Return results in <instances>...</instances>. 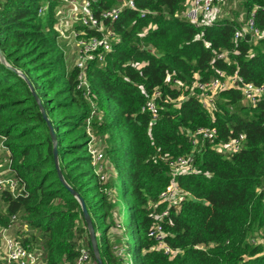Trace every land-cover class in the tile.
I'll return each mask as SVG.
<instances>
[{
	"label": "trees",
	"instance_id": "1",
	"mask_svg": "<svg viewBox=\"0 0 264 264\" xmlns=\"http://www.w3.org/2000/svg\"><path fill=\"white\" fill-rule=\"evenodd\" d=\"M123 1L91 0V6L103 18ZM134 1L119 19L104 20L118 40L102 60L87 63L90 99L78 88L79 69L67 66V41L55 28L61 0H0L5 58L0 60V132L27 188L19 197L2 193L6 211L0 212V227L16 214L18 238L36 246L44 264H78L82 247L90 251L84 264H99L81 203L59 177L44 110L56 134L58 165L86 202L104 264H124L115 253L117 243L124 258L132 259L126 236L114 242L109 236L117 227L113 211L121 177L138 239L133 264H264V95L252 104L234 86L218 90L205 104L195 86L221 72L264 86V9L255 15L261 37L252 40L247 32L235 37L243 28L240 12L248 18L264 0H241L236 16L206 26L180 14L188 0ZM75 27L85 33L80 38L99 35ZM156 91L159 116L154 118L143 108ZM91 100L97 103L94 114ZM200 128L215 129V137L198 136L193 145L192 134ZM90 133L100 140L115 176L102 180L96 174ZM242 133L246 139L239 150L220 149ZM181 156L193 157L194 169L175 176L176 201H160L174 177L169 161ZM161 216L173 255L149 235ZM100 223L107 227L98 235Z\"/></svg>",
	"mask_w": 264,
	"mask_h": 264
},
{
	"label": "built area",
	"instance_id": "2",
	"mask_svg": "<svg viewBox=\"0 0 264 264\" xmlns=\"http://www.w3.org/2000/svg\"><path fill=\"white\" fill-rule=\"evenodd\" d=\"M229 4L230 0H188L185 3V8L181 15L196 26L211 25L224 17L223 9L227 6L230 7L231 4L230 6ZM135 5L134 0H124L122 4L104 11L102 13L103 18H99L92 10L91 0H61V4L58 7L59 17L55 28L59 31L61 36L70 39L73 38L77 44L75 67L79 69L78 88H83L85 90L86 97L91 99L90 84L86 72L87 63L94 59L102 60L104 58V53L106 51H111L114 41L118 40V36L114 29L107 26L104 20L107 18L112 20L119 19L125 7L134 8ZM260 8L264 9V4L255 6L248 18H239L243 21V28L236 31V38L242 37L244 32L249 33L252 40H256L262 36V31L255 21L256 11ZM76 25L94 29L99 35L89 38H80V34L84 35L85 33L84 31H77ZM219 57H223V54H220ZM175 83L178 88L181 87V84L177 81H175ZM195 86L201 91L200 95L203 97L205 104L213 102L218 90L234 86L241 88L244 98L252 104H256L264 95V86H257L254 83H245L240 76L229 75L224 72H221L219 77L210 81H196ZM159 95L160 92L156 91L152 99L148 101L143 108V110L149 109L154 118L159 116V108L158 105H156V97ZM91 103L93 109L92 114H94L97 111V103L93 100H91ZM215 134V129L200 128L196 133L192 134V144L196 145L198 136H202L204 139H212L215 137ZM245 139L246 136L242 133L229 142L222 143L220 149L223 148L226 151L239 150ZM6 140L7 137L0 132V197L6 190H9L14 197L27 195L25 182L21 177L17 176L13 169L11 151L6 145ZM95 140L96 138L92 133L88 149L92 156V163L95 167L96 174L99 175L102 180H105L108 174L104 172V166L105 160L107 162L108 160L105 158L103 149H98L95 145ZM193 162V157L182 156L169 161L174 177H172L166 189L160 194V201L174 202L177 200L180 190L175 176L182 170L193 171ZM5 211L6 208L3 209L4 213ZM167 214L168 209L162 213L163 216ZM161 221L162 216L160 217V221L157 222L149 232V235L157 240L158 247L164 249L166 253L173 255L175 254V250L165 242V233ZM17 222L18 216L15 214L6 227H0V264H43V259L41 258L42 252H39L36 246L30 244L26 245L18 237L10 234L11 229ZM117 228L119 232L124 229L121 222L117 223V227L114 228V230ZM124 251V248L118 247L115 253L117 256H121L120 259L124 260ZM89 261V248L82 247L78 264H84ZM124 264H133V261L127 257Z\"/></svg>",
	"mask_w": 264,
	"mask_h": 264
},
{
	"label": "rangeland",
	"instance_id": "3",
	"mask_svg": "<svg viewBox=\"0 0 264 264\" xmlns=\"http://www.w3.org/2000/svg\"><path fill=\"white\" fill-rule=\"evenodd\" d=\"M231 4V6H230ZM230 7H224L223 9V14L224 17H228V18H232L234 16H236L234 14V12L236 11H240V7H241V0H230ZM241 19H245L246 15L244 13V11H241L239 14ZM64 31V30H62ZM60 38L62 39V37L60 36ZM67 41V46L65 48V54H66V60H67V66L68 68L71 66H75V62H76V49H77V44L75 42V40L72 38H63ZM96 138L95 140V145L97 146L98 149H100L101 147L103 148V146L101 145L100 140ZM106 160H105V166H104V172L111 176H115V170L113 169V166L110 164L109 160L106 164ZM126 179L124 177H121L120 179L117 180V202H118V206L117 208L113 211V215L117 220V223H123V226L125 227V233L122 234L121 232H119V229L117 228L116 230H112V233L110 232V240L112 239L113 242L116 238H123L124 236H126V238L128 239L130 246H131V257H132V261L133 263L136 262L137 259V246H138V239H137V235L134 229V224L131 220V216H130V212L128 209V203H127V198L125 196L124 193V184H125ZM111 199L115 200L116 195L115 192L112 191L111 193ZM5 206L3 204V201L0 200V212H3L2 209H4ZM107 227V223H100L97 224V234H101L103 232V230ZM15 232V234L13 233V231ZM21 229H11L10 234L15 236V237H19L20 235V231ZM22 233V232H21ZM115 233V234H114ZM108 236V237H109ZM125 241V239H124ZM113 242H111V245L113 244ZM116 247H122L121 244L117 243ZM115 247V251H117V248ZM39 252H41L39 250ZM42 259L44 258L43 256L41 257ZM125 259H127L126 254H125ZM42 261V260H41ZM43 264H44V259H43Z\"/></svg>",
	"mask_w": 264,
	"mask_h": 264
},
{
	"label": "water",
	"instance_id": "4",
	"mask_svg": "<svg viewBox=\"0 0 264 264\" xmlns=\"http://www.w3.org/2000/svg\"><path fill=\"white\" fill-rule=\"evenodd\" d=\"M0 60L2 62L5 63V58H4V54L2 52V50L0 49ZM10 67V66H9ZM12 69H14L13 67H11ZM21 74V73H20ZM31 89L33 91V94L35 95V97L38 99V95L34 89V87L32 86L31 84ZM43 114H44V117L48 120V123H49V126H50V131H51V134H52V137L55 141V144H54V153H55V158H56V161H57V166H58V173H59V177L60 179L63 181V183L68 187V189L79 199L80 203H81V206H82V209H83V215H84V218L87 222V225H88V229H89V232H90V236L92 238V243H93V249L95 251V254H96V257H97V260L99 262V264H104L101 256H100V251H99V248H98V244H97V237H96V233H95V229H94V225H93V222H92V218H91V215L89 213V210L87 208V205H86V202L85 200L83 199V197L80 196V194L75 190L73 189L64 179L63 177V174H62V171L58 165V150H57V143H56V134H55V131H54V128H53V125L52 123L50 122L49 118L47 117L46 115V112L43 110Z\"/></svg>",
	"mask_w": 264,
	"mask_h": 264
},
{
	"label": "clouds",
	"instance_id": "5",
	"mask_svg": "<svg viewBox=\"0 0 264 264\" xmlns=\"http://www.w3.org/2000/svg\"><path fill=\"white\" fill-rule=\"evenodd\" d=\"M181 14V13H180Z\"/></svg>",
	"mask_w": 264,
	"mask_h": 264
},
{
	"label": "crops",
	"instance_id": "6",
	"mask_svg": "<svg viewBox=\"0 0 264 264\" xmlns=\"http://www.w3.org/2000/svg\"><path fill=\"white\" fill-rule=\"evenodd\" d=\"M182 13V12H181Z\"/></svg>",
	"mask_w": 264,
	"mask_h": 264
}]
</instances>
